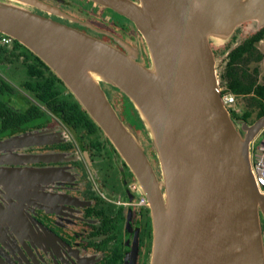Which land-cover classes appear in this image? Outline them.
Masks as SVG:
<instances>
[{"label":"water","instance_id":"1","mask_svg":"<svg viewBox=\"0 0 264 264\" xmlns=\"http://www.w3.org/2000/svg\"><path fill=\"white\" fill-rule=\"evenodd\" d=\"M91 1L134 25L146 63L127 43L119 41L120 50L27 8L64 15L41 0H0V31L62 80L131 168L151 213L150 264H264V195L254 193L246 167L264 114L251 122L234 118L217 91L222 58L264 27V0ZM242 25L247 36L237 35L216 58L211 42L229 40ZM101 82L129 99L146 147L118 116ZM38 138L15 136L0 141V149Z\"/></svg>","mask_w":264,"mask_h":264},{"label":"flooded vegetation","instance_id":"2","mask_svg":"<svg viewBox=\"0 0 264 264\" xmlns=\"http://www.w3.org/2000/svg\"><path fill=\"white\" fill-rule=\"evenodd\" d=\"M41 1L64 15L27 8L120 50L130 31L141 40L128 19L91 0ZM6 36L0 31V141L42 138L0 149V264H150L151 213L131 168L61 79H49L59 93L40 94L39 57ZM101 87L146 147L129 99Z\"/></svg>","mask_w":264,"mask_h":264},{"label":"trees","instance_id":"3","mask_svg":"<svg viewBox=\"0 0 264 264\" xmlns=\"http://www.w3.org/2000/svg\"><path fill=\"white\" fill-rule=\"evenodd\" d=\"M263 39L264 27L234 47L226 56L224 65L219 71L220 85L224 91L237 96L239 104L243 107L240 117L245 121L251 117L252 113H254V119L264 114V82L259 81L260 69L258 66L264 55L257 47V44ZM15 43L19 44L17 41ZM37 59L40 63V94L59 93L58 84L52 90L53 82L49 79L54 78L61 82L60 78L40 58ZM46 101V97L41 100V102ZM73 109L79 110L78 115L80 116L85 113L77 102H74ZM85 116L88 117L86 114ZM91 123L95 125L92 121Z\"/></svg>","mask_w":264,"mask_h":264},{"label":"rangeland","instance_id":"4","mask_svg":"<svg viewBox=\"0 0 264 264\" xmlns=\"http://www.w3.org/2000/svg\"><path fill=\"white\" fill-rule=\"evenodd\" d=\"M97 8H98V7L95 6L94 10H96ZM98 9H99V8H98ZM99 10H101V9H99ZM44 16H45V15H44ZM45 17L52 19V18L49 17V16H45ZM53 20H54V19H53ZM55 21H56V20H55ZM58 22H59V21H58ZM60 23H61V22H60ZM62 24H64V23H62ZM64 25H67V24H64ZM67 26H69V27H71V28H74V29H77L76 27H73V26H71V25H69V24H68ZM243 26H244V25L238 27V28L234 31L233 35L231 36V38H230L229 40H226V41H220V40H221V37H219V38H216L215 41H212V42H211V43H212L213 52H214L216 58H221V57H222L223 53H224V52L226 51V49L230 46V44L232 43V41L235 40V38H236L237 35H240V34H241L240 37H242V36H247V33H248L247 31H248V30H244V29H243ZM246 26L251 28V27H252V24H251V23H247ZM242 29H243V30H242ZM77 30H78V29H77ZM227 31H228V28H225V29H224V32H222V33L220 34V36H222V37L225 36V35L227 34ZM128 35H129V36H127V37H128V40L130 41V42H129L130 45H131L132 47L135 48V50H136V52H137V54H138V56H137L138 60L146 63V60H147V59H146L145 51L143 50L144 48H143V46H142V44H141V40H140V38L136 37V35H134V33H132V31H130V32L128 33ZM132 36H133V38H132ZM257 47L259 48V50H260V51L263 53V55H264V39L261 40V41L257 44ZM222 60H223V61L220 63V66H219L220 69H221V67L224 65L225 58H222ZM258 66H259V69H260L259 81H260V82H264V57H263L262 61L258 64ZM236 107L238 108L239 111H238L237 113H231V116L234 117V118H237V119H242L240 116H241V113H242V111H243V107H242V105L239 104V100H238V99L236 100ZM138 118H139V116H138ZM242 120H243V119H242ZM253 120H254V113H252L251 117H250L248 120H246V122H251V121H253ZM138 122L143 126V124H142L140 118H139ZM143 127H144V126H143ZM136 134H137V133H136ZM261 139H262V136H259V141H261ZM140 140H141V139H140ZM144 148H145V147H144Z\"/></svg>","mask_w":264,"mask_h":264},{"label":"built area","instance_id":"5","mask_svg":"<svg viewBox=\"0 0 264 264\" xmlns=\"http://www.w3.org/2000/svg\"><path fill=\"white\" fill-rule=\"evenodd\" d=\"M4 42H9L10 37H3ZM221 101L226 109L231 113H237L239 110L236 107L237 96L233 93L224 91L220 85V79L217 87ZM259 136H262L259 141ZM250 166L253 174L254 182L258 190L264 195V129L252 140L250 147Z\"/></svg>","mask_w":264,"mask_h":264},{"label":"bare ground","instance_id":"6","mask_svg":"<svg viewBox=\"0 0 264 264\" xmlns=\"http://www.w3.org/2000/svg\"><path fill=\"white\" fill-rule=\"evenodd\" d=\"M151 70L156 73V67L154 65V62H152L151 64ZM122 92V91H121ZM123 93V92H122ZM124 94V93H123ZM125 95V94H124ZM126 96V95H125ZM150 141L154 147V151H155V157L156 159L160 162V165H161V168L162 170L164 171V168H163V162H162V156H161V152H160V149H159V146L157 144V141L155 140V138H153L152 136L150 137ZM249 160H247V163H246V167H247V171H248V174H249V179H250V183H251V186L253 188V191L254 193L257 195V196H261L262 193L258 190L255 182H254V179H253V174H252V170H251V167H250V164H249Z\"/></svg>","mask_w":264,"mask_h":264}]
</instances>
